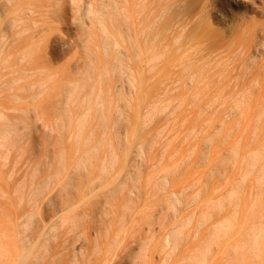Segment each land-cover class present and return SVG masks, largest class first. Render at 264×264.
I'll list each match as a JSON object with an SVG mask.
<instances>
[{
	"label": "rangeland",
	"instance_id": "1",
	"mask_svg": "<svg viewBox=\"0 0 264 264\" xmlns=\"http://www.w3.org/2000/svg\"><path fill=\"white\" fill-rule=\"evenodd\" d=\"M263 3L0 0V129L14 139L0 148V264L28 250L22 264H163L175 229L167 264L264 263ZM101 8L106 34L88 13ZM93 64L122 168L105 188L103 151L90 153L94 170L86 155L102 132L86 98ZM49 177L32 210L29 185Z\"/></svg>",
	"mask_w": 264,
	"mask_h": 264
},
{
	"label": "bare ground",
	"instance_id": "2",
	"mask_svg": "<svg viewBox=\"0 0 264 264\" xmlns=\"http://www.w3.org/2000/svg\"><path fill=\"white\" fill-rule=\"evenodd\" d=\"M145 1V0H144ZM201 2V1H200ZM263 2V1H262ZM105 3V2H104ZM108 3V2H107ZM264 4V3H263ZM109 6V5H108ZM115 6V5H114ZM139 6V5H138ZM207 6V5H206ZM206 6H205V8H206ZM92 7V6H91ZM90 7V8H91ZM102 7H104V6H102ZM106 8H108V7H105V9ZM144 8V7H143ZM89 9V8H88ZM92 9V8H91ZM90 9V12H88V13H92V14H90L91 16L93 15V19L95 20V21H97V22H99L100 23V25L102 26V31H103V33H107V30H106V27L105 26H103V24H102V19H101V14H103V12H102V9L103 8H101V9H98V10H91ZM102 12V13H101ZM108 12V11H107ZM142 12V11H141ZM263 13H264V7H263ZM139 14V13H138ZM88 15V14H87ZM105 16V15H104ZM136 16V15H135ZM90 17V16H89ZM139 19V18H138ZM89 21H91V20H89ZM137 22V21H136ZM99 23H98V25H99ZM142 23V22H141ZM135 24V23H134ZM138 26H139V24H138ZM140 27V26H139ZM146 29V28H145ZM145 29H143V30H145ZM84 30V29H83ZM142 30V29H141ZM142 30V31H143ZM152 31V30H151ZM110 35V34H109ZM109 35H107V36H109ZM140 35H141V33H140ZM140 35H139V37H140ZM143 35V34H142ZM106 36V35H105ZM110 36H112L113 37V35H110ZM114 38V37H113ZM147 40V39H146ZM146 40H144V41H146ZM111 42H113V43H116V45H119L118 44V42H116L115 41V38L113 39V40H111V38H107L106 39V43H111ZM146 43V42H145ZM151 43H153V42H151ZM131 44H133V43H131ZM263 45H264V42H263ZM169 46V45H168ZM154 47V46H153ZM155 48V47H154ZM153 48V49H154ZM118 48H116V50H117ZM145 49V48H144ZM150 49V48H149ZM132 50V49H131ZM134 51H135V56L139 59V60H141L142 61V59H143V51H141V49H140V47H139V45L136 43V45L134 46ZM148 52V51H147ZM150 53V52H149ZM152 55V54H151ZM148 56V55H147ZM120 58V57H119ZM156 58V57H155ZM155 58H154V60H155ZM149 59V58H148ZM153 59V58H152ZM153 60V61H154ZM152 63V62H151ZM120 64V63H119ZM118 64V65H119ZM140 64V63H139ZM148 64V63H147ZM121 67V66H120ZM263 67V66H262ZM95 68H96V65H91V69H92V74H90V79L92 80H96V81H99V82H95L94 81V83H93V85H92V91H90L86 96V98L89 100V102L92 100L91 98H92V96L94 97V102H95V104H96V106L98 107V109H99V112H100V119L102 120V123L100 124V126L99 127H102V132H101V136L99 137V139L97 140V142H96V144L93 146V148H91V150H88L87 152H86V155H87V162L89 163V165L90 166H92V169L94 170L95 168H96V164H92V159H91V156L90 155H92V154H90L91 152H96L97 153V155L99 156L100 154H102L101 152L103 151V155H100L101 157H100V160H99V163L97 164V167H99V172H100V175L99 176H97V177H95L94 179H96V180H99V181H106L107 182V184L106 185H104V187H102V188H105V187H107V186H112V185H114L115 183H117V182H119V178H120V172H121V170H122V168H120V170L119 169H117V165H116V163L118 162V152H117V146L115 145V143H114V138H111V137H109L108 136V133H109V130H108V125H107V121H106V119H107V116H106V114H105V107H106V100H105V91L103 90V86H102V76L100 75V76H95V74H93V73H95L94 72V70H95ZM122 68V67H121ZM153 68V67H152ZM152 68H150V69H152ZM115 70V69H114ZM124 70V69H123ZM121 71V70H120ZM132 71V70H131ZM151 71V70H150ZM133 72V71H132ZM263 72H264V70H263ZM108 73V69H106L105 68V74H107ZM131 77L132 76H130L129 78L131 79ZM128 78V79H129ZM135 82V80H134V78L132 77V80L129 82V83H134ZM88 85H89V83H88ZM77 86H78V83H75L74 85H73V89L75 88H77ZM264 98V97H263ZM85 101H86V99H85ZM263 102H264V100H263ZM264 104V103H263ZM263 113H264V110H263ZM113 124H115V123H113ZM11 132H13V130L11 129V128H9L7 125L5 126V127H3V128H1L0 129V148H2V149H4V150H7L8 152H11L14 148H13V146H11V147H4V144H5V140L6 141H13L14 139H12V135H11ZM120 134L121 133H119V131H118V133H116V138L119 140V141H121V138H120ZM11 135V136H10ZM79 137L81 136V133L79 132ZM11 137V138H10ZM95 138V136H94V133H91V138H89V141L91 140V141H93V139ZM127 139V141H128V138H126ZM79 140V139H78ZM9 144V143H8ZM7 144V145H8ZM11 144H13V143H11ZM105 144V145H104ZM127 147V146H126ZM7 148V149H6ZM18 152H19V150H18ZM105 152V153H104ZM15 153V152H14ZM16 154V153H15ZM20 154V153H19ZM5 156V155H4ZM7 156V155H6ZM5 156V157H6ZM9 157V156H8ZM20 158V157H19ZM3 160H5V159H3ZM7 162H8V160H6ZM11 161V160H10ZM20 162V161H19ZM87 162H83V163H80L81 164V166L80 167H85L86 165H87ZM5 164V163H4ZM3 166V165H2ZM8 166V165H7ZM79 167V168H80ZM5 168V167H4ZM9 168V167H8ZM79 168L77 169V170H79ZM14 169V168H13ZM16 169V168H15ZM83 172V171H82ZM86 172V171H85ZM93 172V171H92ZM10 178H11V175H10ZM53 179V177H49V179H47V180H44L43 182H40L39 183V185L38 186H36V187H33V185H29V187H30V190H31V193L29 194V204H30V206H31V208H32V210L33 209H35L36 207H37V204L44 198V197H46L47 196V194H49L50 192H51V187H52V180ZM93 179V180H94ZM263 179V178H262ZM164 181V180H163ZM21 182V181H20ZM91 187H92V185H90ZM94 187V186H93ZM116 187H117V185H116ZM114 188H115V186H114ZM133 188H135V186L133 187L132 186V189ZM137 188H138V185H137ZM42 189L44 190V191H42ZM113 191V190H112ZM114 191H115V189H114ZM109 192H110V190H109ZM133 193H135L136 194V191L133 189V190H131L130 188H129V192H128V194H125V193H123L122 194V196H117L115 199L117 200V202H115V205H113V206H109L110 207V209H111V212H112V214L114 213V212H117V210H118V208H119V205L121 204V206L128 200V199H130V200H132V194ZM234 193V192H233ZM112 194V193H111ZM110 194V195H111ZM173 194V193H172ZM235 194H236V191H235ZM23 195V194H22ZM108 195V194H107ZM113 195V194H112ZM139 195V194H138ZM141 195V194H140ZM114 196H115V194H114ZM135 196V195H134ZM237 196V195H236ZM172 197H174V195H172ZM256 197V196H255ZM23 198V197H22ZM262 199V198H261ZM239 200V199H238ZM70 201V200H69ZM106 201H107V199H106ZM110 200H108V202H109ZM176 201V200H175ZM259 201V200H258ZM111 202V201H110ZM130 202H132V201H130ZM130 202H129V204H130ZM240 202V201H239ZM113 203V202H112ZM256 203V202H255ZM71 204V203H70ZM114 204V203H113ZM237 204V203H236ZM66 205V204H65ZM77 205V204H76ZM126 205V204H125ZM139 205V204H138ZM67 206V205H66ZM64 207V206H63ZM73 207V206H72ZM71 207V210L72 209H75V207H73L72 208ZM126 207V206H125ZM239 208V207H238ZM123 209H125V208H123ZM122 209V210H123ZM128 209V208H127ZM125 210V211H127L128 213H129V211L128 210ZM129 209H130V207H129ZM263 210V209H262ZM122 212V211H121ZM124 212V211H123ZM125 213V212H124ZM136 213V212H135ZM161 213H162V211H161ZM234 213V212H233ZM126 214V213H125ZM131 214V213H130ZM236 214V213H235ZM127 215V214H126ZM192 215V214H191ZM21 216H22V214H19V213H17V215L12 219L13 220V222L11 223V224H16V226H20V225H22V220H20V218H21ZM160 217H162V216H160ZM190 217V216H189ZM228 218V217H227ZM70 219H72V217L71 216H65L64 218H63V222H68ZM124 220H126V218H123ZM123 219H122V221H123ZM157 220H159V219H157ZM162 220V219H161ZM245 220V219H244ZM160 221V220H159ZM124 222V221H123ZM166 222V221H165ZM74 224V223H73ZM120 224H121V222H120ZM133 224V223H132ZM161 224V223H160ZM164 224V223H163ZM234 224V223H233ZM71 225V224H70ZM260 225V224H259ZM165 226V225H164ZM57 227V226H56ZM110 227V226H109ZM105 228V227H104ZM122 228H124L123 226H122ZM254 228V227H253ZM121 230V229H120ZM262 230V229H261ZM182 231V230H181ZM181 231H179L178 229H175L174 231H172V233L170 234V235H166V240H164L165 241V243H166V249H167V247L169 246V245H171V248H172V250L175 252L176 251V246H178L179 244H180V242H179V239L181 238V234H183ZM119 232H123L122 230L121 231H119ZM258 232H261L260 230L258 231ZM262 232H264V230L262 231ZM262 232H261V234H262ZM18 233V232H17ZM120 233V234H121ZM217 233V232H216ZM116 234H117V231H116ZM261 234H259V235H261ZM264 234V233H263ZM16 235V234H15ZM122 235V234H121ZM208 235V234H207ZM258 235V236H259ZM17 236V235H16ZM119 236V235H118ZM255 236H257V235H255ZM109 237V236H108ZM251 237H252V235H251ZM3 238H5V237H3ZM165 238V237H164ZM257 238V237H256ZM6 239V238H5ZM110 239V238H109ZM117 239H118V237H117ZM255 240V239H254ZM2 240H0V242H1ZM172 241V242H171ZM257 241V240H256ZM148 242V241H147ZM162 242H163V240H162ZM4 243V242H3ZM144 243V242H143ZM142 243V244H143ZM244 243V242H243ZM246 243H248V242H246ZM1 244V243H0ZM5 244V243H4ZM149 244V243H148ZM148 244H147V246H148ZM240 244V243H239ZM263 244V243H262ZM0 246H2V245H0ZM5 246H6V244H5ZM110 246V245H109ZM114 246V245H113ZM143 246V248H144V245H142ZM162 246H164V245H162ZM243 246H245V245H243ZM243 246H242V248H243ZM252 247H253V245H251ZM257 246H259V245H257ZM112 247V246H111ZM118 247V246H117ZM179 247V246H178ZM260 247V246H259ZM1 248V247H0ZM160 248V247H159ZM162 248H164V247H162ZM171 248H170V251H169V253L166 255V256H164V262H163V260H162V262H163V264H167L168 263V261H169V259H170V254L172 253L171 252ZM208 248V247H207ZM263 248H264V246H263ZM2 249V248H1ZM113 249H115V246H114V248H111V250L109 251V252H111V253H108L109 254V259H107V261H110L111 259H112V257H110L111 256V254H113V252H114V250ZM118 249H119V247H118ZM161 249V248H160ZM210 249V248H209ZM235 249V248H234ZM238 249H239V247H238ZM246 249V248H245ZM252 249H255V248H252ZM4 250V249H3ZM6 250V249H5ZM161 250H163V249H161ZM165 250V249H164ZM242 250V249H241ZM259 250H261V249H259ZM233 251V250H232ZM255 251V250H254ZM108 252V251H107ZM164 252V251H163ZM234 252H235V250H234ZM0 253H1V251H0ZM114 253H116V252H114ZM145 253V252H144ZM236 253H238V252H236ZM239 253H241V252H239ZM2 254V253H1ZM24 254H26V255H24ZM31 254V251L30 250H28V251H26V253H23V254H18V257H17V259H16V264H22L23 263V261L24 260H26V258H28L29 257V255ZM159 254H162V253H160L159 252ZM234 254V253H233ZM242 254V253H241ZM245 254H247V253H245ZM258 254H260V253H258ZM264 254V253H263ZM3 255V254H2ZM107 255V254H106ZM145 255H147L146 253H145ZM169 255V256H168ZM229 255V254H228ZM255 255H257V254H255ZM141 256V255H140ZM144 256V255H143ZM158 256V255H157ZM236 256H238V255H236ZM241 256V255H240ZM260 256V255H259ZM1 257V256H0ZM3 257V256H2ZM5 257V256H4ZM3 257V258H4ZM114 257V256H113ZM142 257V256H141ZM148 257V256H147ZM192 257V256H191ZM231 257V256H230ZM239 257V256H238ZM255 257V256H254ZM2 258V259H3ZM116 258V257H115ZM194 258V257H193ZM252 258V257H251ZM262 258V257H261ZM138 259H140V257H138ZM185 259V258H184ZM235 259V258H234ZM189 260V259H188ZM187 260V261H188ZM193 260V259H192ZM203 260V259H202ZM228 260V259H227ZM257 260V259H256ZM105 261H106V259H105ZM132 261H133V264H141V262H140V260L139 261H137V260H134V259H132ZM131 261V262H132ZM186 261V260H185ZM194 261H195V258H194ZM231 261V260H230ZM235 261V260H234ZM263 261V260H262ZM3 262V264H4V261H2ZM5 262H6V260H5ZM9 262V261H8ZM181 262H184V261H181ZM180 262V263H181ZM192 262V261H191ZM204 262V261H203ZM7 264V263H6ZM192 264V263H191ZM228 264V263H227ZM230 264V263H229ZM256 264V263H255ZM262 264H264V263H262Z\"/></svg>",
	"mask_w": 264,
	"mask_h": 264
}]
</instances>
